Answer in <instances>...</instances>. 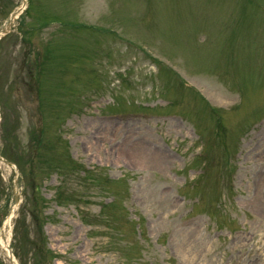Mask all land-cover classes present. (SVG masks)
I'll return each instance as SVG.
<instances>
[{
	"label": "rangeland",
	"instance_id": "obj_1",
	"mask_svg": "<svg viewBox=\"0 0 264 264\" xmlns=\"http://www.w3.org/2000/svg\"><path fill=\"white\" fill-rule=\"evenodd\" d=\"M7 25L0 264H264V0H0Z\"/></svg>",
	"mask_w": 264,
	"mask_h": 264
},
{
	"label": "water",
	"instance_id": "obj_2",
	"mask_svg": "<svg viewBox=\"0 0 264 264\" xmlns=\"http://www.w3.org/2000/svg\"><path fill=\"white\" fill-rule=\"evenodd\" d=\"M5 30V29H2V31ZM6 161V160H5Z\"/></svg>",
	"mask_w": 264,
	"mask_h": 264
}]
</instances>
